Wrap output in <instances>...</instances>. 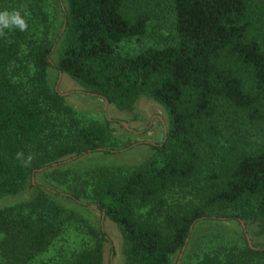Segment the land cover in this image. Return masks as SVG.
Segmentation results:
<instances>
[{
	"label": "trees",
	"instance_id": "obj_1",
	"mask_svg": "<svg viewBox=\"0 0 264 264\" xmlns=\"http://www.w3.org/2000/svg\"><path fill=\"white\" fill-rule=\"evenodd\" d=\"M17 3L45 36L48 0ZM56 5L63 23L57 71L118 110L144 96L167 116L162 139L147 143L152 152L140 164L121 173L103 167L85 173L92 203L120 233L122 264H169L201 220L250 222L263 232L264 143L245 149L243 132L264 125V0ZM168 8V41L135 53L119 50L122 41L143 36L152 20H163ZM28 29L0 35V196L31 185L34 170L65 155L114 151L105 144L107 126L79 124L48 85L53 43L33 38ZM26 64L32 72L19 80ZM84 195L83 188L70 190L73 199ZM71 221L79 219L37 185L30 200L0 208V264H102L100 228L81 225L84 248L73 251L61 241ZM192 264H264V247L245 241L221 255L203 253Z\"/></svg>",
	"mask_w": 264,
	"mask_h": 264
},
{
	"label": "rangeland",
	"instance_id": "obj_2",
	"mask_svg": "<svg viewBox=\"0 0 264 264\" xmlns=\"http://www.w3.org/2000/svg\"><path fill=\"white\" fill-rule=\"evenodd\" d=\"M17 1L0 0V12L19 11L28 25L30 36L37 40L43 38L53 43L49 54L50 66L46 71L48 85L63 94L61 95L63 102L71 108V116L79 124L94 123L107 126L105 144L114 151L89 152L79 157L65 155L49 167L42 166L31 174V185L26 184L17 193L0 196V208L30 200L36 193V186H41L47 190L48 197L52 201L63 210L74 213L79 219L66 225L72 230L61 239V241L65 240L64 244L67 243L73 251L84 248L87 237L81 225L100 228L104 236L101 242L102 264H122L120 233L113 222L101 216L92 203V199L88 196V186H85L88 182L85 173L99 167L112 173H121L140 164L152 152L147 143H158L162 139L163 131L166 130V113L159 104L144 96L135 99L127 109L118 110L107 103L104 107L102 98L88 93L65 73L57 71L54 66L63 37V23L56 5L57 0H48L46 4L51 27L45 36L41 34L42 25L28 11L22 12L24 7ZM58 2L62 3V1ZM21 8H23L22 11ZM171 28L172 13L168 8L163 20H152L147 25L143 36L122 41L119 43V50L135 53L147 46H161L172 36ZM24 55L25 47L22 45L18 54L21 64H24ZM26 66L24 73L20 72L18 75L19 80L25 79L32 72L30 64ZM143 128L144 131H141ZM243 134L247 150H253L264 143V125L248 127ZM52 173L54 176L51 175ZM85 179L86 182H83ZM72 188L76 190L83 188L87 195L73 199L70 196ZM245 241L250 246L264 247V231L259 232L256 224L250 222L226 219L197 221L191 226L185 246L170 256L169 264H192L203 253L221 255L228 248L242 247ZM46 255L48 254L42 253L39 257L43 258Z\"/></svg>",
	"mask_w": 264,
	"mask_h": 264
},
{
	"label": "clouds",
	"instance_id": "obj_3",
	"mask_svg": "<svg viewBox=\"0 0 264 264\" xmlns=\"http://www.w3.org/2000/svg\"><path fill=\"white\" fill-rule=\"evenodd\" d=\"M28 25L25 20L21 17L19 11L13 12H0V35H3V29L19 28L21 31H25ZM23 153L17 154V159H22ZM33 157L28 156L27 161H25V166H28Z\"/></svg>",
	"mask_w": 264,
	"mask_h": 264
},
{
	"label": "water",
	"instance_id": "obj_4",
	"mask_svg": "<svg viewBox=\"0 0 264 264\" xmlns=\"http://www.w3.org/2000/svg\"><path fill=\"white\" fill-rule=\"evenodd\" d=\"M58 94L63 95L62 93H58ZM105 105H106V100L104 99V100H103V106L105 107ZM164 133H165V131H163V135H164ZM101 216H102V214H101ZM190 229H191V227H190ZM183 247H184V246H182L180 249L182 250Z\"/></svg>",
	"mask_w": 264,
	"mask_h": 264
}]
</instances>
